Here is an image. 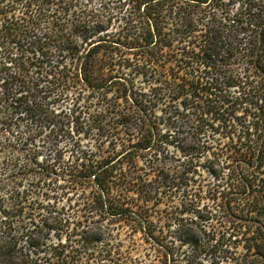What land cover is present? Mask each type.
Masks as SVG:
<instances>
[{
  "label": "trees",
  "instance_id": "16d2710c",
  "mask_svg": "<svg viewBox=\"0 0 264 264\" xmlns=\"http://www.w3.org/2000/svg\"><path fill=\"white\" fill-rule=\"evenodd\" d=\"M132 4L129 33L110 35L106 21L69 16V0H0V264H159L121 259L122 232L112 228L129 225L128 234L154 241L143 200L152 188L160 193V185L145 190V180L123 174L122 164L157 146L179 150L194 168L204 156L213 178L208 202L200 205L195 192L190 209L173 221L188 251L164 249L160 264H203V251L215 264H264V0ZM50 85H69L77 94L85 87L106 102L93 110L85 105L76 120L66 114L65 122L49 107ZM110 93L124 104L107 99ZM71 122L74 131L109 137L97 152L74 149L61 170L65 182L81 188L88 212L106 219L83 226L76 247L60 238L48 244L42 234L72 222L34 207L30 189L20 188L32 171L28 151L45 146L36 138L53 150L57 137L74 133ZM224 133L238 144L227 157L210 153L212 137ZM116 134L126 136L120 150Z\"/></svg>",
  "mask_w": 264,
  "mask_h": 264
},
{
  "label": "rangeland",
  "instance_id": "374dc122",
  "mask_svg": "<svg viewBox=\"0 0 264 264\" xmlns=\"http://www.w3.org/2000/svg\"><path fill=\"white\" fill-rule=\"evenodd\" d=\"M69 2V16L78 14L82 17L87 16L92 19L106 21V23L108 22L107 30L111 32L110 35L114 34L116 31L122 34L124 32L129 33L127 27L135 16L132 0H69ZM125 28H127L128 31L125 30ZM113 47L112 49H116L119 52H128L119 49L120 47ZM44 83H46V81ZM141 83H143L142 80L137 84ZM73 91L74 89L69 85H50L48 88L47 94L49 97H47V102L49 103V107L59 115L58 118H62L65 122L66 117L64 115L66 114H71L70 120H76V117L79 115L78 112L85 111V105H88V110H93L99 108L101 104L106 102V98H103L98 92H93L85 87L79 89L78 94ZM110 96L111 93L108 94L107 99H109ZM109 100H115L114 102L117 104H124V99L122 98H110ZM160 108L161 106L153 113L156 117V122H159L161 116ZM84 114L85 113H82L81 116ZM106 119L112 122L111 115ZM72 123L73 122L68 126L74 133L70 135L71 137L66 133L63 136L57 137L56 143L53 145V150L48 149V144L41 141L44 137L40 136L36 138L37 144L40 143L45 146L36 151H28L29 157L32 158V163L29 164L28 167H31L32 171L30 170V175L25 176L28 179L22 181L20 188L28 187L30 189L28 197L31 202L34 200V207L50 210L51 214H55L56 211H59L57 216L64 219L67 218L69 222H72L68 230L63 227L64 231H59V233L52 230L49 234H42L43 237L47 236L48 244H50V242L57 243V240H59L58 238H60L62 242L66 239V243L76 247L75 244H78L77 241L79 240L78 234L81 232L83 226L89 224L98 226L103 224L106 219L104 220L101 216L88 212V205L82 200L83 195L81 194V197H79L81 188L79 186L73 187L65 182L61 170L65 164H70L74 159V155H76V152H74V154L72 153L74 149L80 150L83 148L85 151H98L99 149H103V146L108 143L109 137L107 142H105V137H100L99 134L87 131L85 133L81 131L79 127L78 131H74L76 126L73 127ZM157 126L161 128L162 123ZM119 128L120 126L115 129ZM115 129H113L112 132ZM219 130V132H221L220 126ZM133 132H135L134 129ZM116 133L119 132L116 131ZM208 134L211 135L210 130L207 131V135ZM222 136L223 134H216L213 136V147H209V149L210 153L213 152L215 155L223 154L224 157H227V154L230 152L229 150L237 145L238 142L236 139H228L226 134L225 137ZM116 138H118L117 141L119 143L118 145L115 141L117 145L116 149L120 150L122 149L121 144L124 142L121 138H126V136L124 134H116ZM206 138L209 140L208 136H206ZM197 139H199V137H197ZM133 142H135L134 139ZM126 143L127 142H125V144ZM158 149L159 151L150 150L147 152H140L137 156L132 155L130 157L125 155L127 158L124 159L122 164L123 174H126L129 178H134L137 175L142 177V179L145 180V190L149 189L148 185L154 187L160 185V193L157 191L153 192L154 188H152L149 196L144 197L143 200L147 201L143 203V212L148 219L149 228L153 230L154 241L146 240L138 231L128 234L130 231L129 225L122 224L121 226L112 227L114 229L113 232H115L116 229L122 232L121 237L123 238V246L121 250H116L118 255H121V259L129 255L131 261L133 258H135V260L139 258L143 259L142 261L146 263L155 260L160 264L159 260L163 259L162 252L164 249L172 252H187L188 248L186 244L181 245L180 241L176 238L175 224L173 221L182 211L189 208L188 200L195 192H197V195L203 197L200 200V205L208 202L206 195L210 194L208 190L213 184V178L206 170L205 166L207 162H205L204 156L200 157L199 165L194 168L192 165H188V158L179 150H175L172 146H169L166 151L162 149V146H157V150ZM26 153L25 151L24 153L21 152L22 155H20V158L27 156ZM54 170L55 173H53ZM186 171L188 172L186 173ZM165 172L172 177L174 176L175 180H164L162 175H164ZM173 182L174 184H172ZM133 187L136 186H132V184L128 185L129 189ZM86 190L88 191L89 188ZM124 196L134 200L137 198V194H133L132 191L128 192L127 190H125ZM40 214L41 213H36V220L41 218ZM48 222H51L50 219ZM73 224H77L78 227L76 230L70 232V228ZM130 244H134L132 247L135 249L130 250V248H132ZM69 245L68 249H70ZM210 255L212 256L209 252L206 253L203 251L201 255H199V258L202 259L203 264H210L212 259ZM113 256L115 259L117 258L115 254H112V257ZM181 256H183V254ZM114 258L113 260H115ZM221 263L222 261L219 264ZM211 264H215V262L212 261Z\"/></svg>",
  "mask_w": 264,
  "mask_h": 264
}]
</instances>
